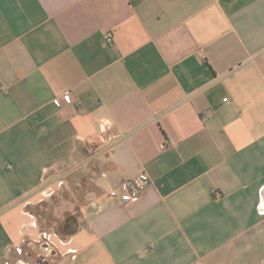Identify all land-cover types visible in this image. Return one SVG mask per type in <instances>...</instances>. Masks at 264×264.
Here are the masks:
<instances>
[{
  "label": "crops",
  "instance_id": "obj_1",
  "mask_svg": "<svg viewBox=\"0 0 264 264\" xmlns=\"http://www.w3.org/2000/svg\"><path fill=\"white\" fill-rule=\"evenodd\" d=\"M76 174L61 238L26 205ZM41 242L48 264H264V0H0V264Z\"/></svg>",
  "mask_w": 264,
  "mask_h": 264
},
{
  "label": "rangeland",
  "instance_id": "obj_2",
  "mask_svg": "<svg viewBox=\"0 0 264 264\" xmlns=\"http://www.w3.org/2000/svg\"><path fill=\"white\" fill-rule=\"evenodd\" d=\"M81 174L74 175L73 178L70 179L68 187L62 186L59 189H53L52 187L51 189H43L41 191L43 199L39 201L40 203L37 202L35 205H26L31 212L41 215L39 217L40 220L44 221V227L54 230L55 225L62 222L66 216H78L81 201L79 196L86 190L84 182H82L83 184L81 183ZM45 198H49V201L44 200ZM65 204L69 205L70 210L61 214L62 209L66 208L64 207ZM26 250L30 252L29 255H26V253H28ZM16 255V257H21L31 264H35V252L30 249H22L21 253L16 252Z\"/></svg>",
  "mask_w": 264,
  "mask_h": 264
},
{
  "label": "built area",
  "instance_id": "obj_3",
  "mask_svg": "<svg viewBox=\"0 0 264 264\" xmlns=\"http://www.w3.org/2000/svg\"><path fill=\"white\" fill-rule=\"evenodd\" d=\"M106 39L110 41V36L107 35ZM64 98L69 101V94H65ZM223 100H226V98ZM149 185L150 180L142 174L125 178L120 180L118 185L108 192V196L119 198L123 202H136L146 192Z\"/></svg>",
  "mask_w": 264,
  "mask_h": 264
},
{
  "label": "trees",
  "instance_id": "obj_4",
  "mask_svg": "<svg viewBox=\"0 0 264 264\" xmlns=\"http://www.w3.org/2000/svg\"><path fill=\"white\" fill-rule=\"evenodd\" d=\"M93 145H90V147ZM89 186L86 185L85 189H88ZM82 204V201H80V205ZM77 217L76 216H66L62 222L55 225L56 233L61 237L65 238L67 236L72 235L76 228H77ZM24 249H30L33 252H35V262L36 264H48L46 260V256L55 255L54 249L47 244L46 242H41L38 245V249L36 248H30L27 244L24 246ZM23 249V250H24ZM27 251V250H26ZM25 251V253H26ZM28 252V251H27ZM30 252L26 253V255H29Z\"/></svg>",
  "mask_w": 264,
  "mask_h": 264
}]
</instances>
